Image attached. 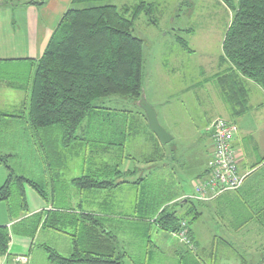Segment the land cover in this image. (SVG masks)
I'll return each mask as SVG.
<instances>
[{
    "label": "rangeland",
    "instance_id": "obj_1",
    "mask_svg": "<svg viewBox=\"0 0 264 264\" xmlns=\"http://www.w3.org/2000/svg\"><path fill=\"white\" fill-rule=\"evenodd\" d=\"M141 1L160 5L158 26L149 24L147 16L141 14L134 23L133 35L143 40V84L147 101L157 110L160 123L166 130L168 128L174 137V140L165 145H157L156 153L160 154L165 146V150L171 152L170 156L175 154V158L167 159L172 164L168 171H164L165 175L160 176L158 172L153 171L147 174L149 183L141 181L139 190L143 191L144 198L142 196L141 198L146 202L143 201V211L140 208L139 213L142 217L156 216V206H167L168 211H177V215L182 217L187 208L174 205L172 199L182 190L187 193L194 192L195 182L199 178H195L197 172L204 168L205 161L211 155V143L206 130L209 121L220 116L221 110L226 109L223 118L239 124L245 150L254 152L257 155V162L264 158V97L256 91L258 97L252 102V110L235 116L227 103L226 106H219L222 101L225 103L219 87L213 82L206 81L220 69L218 59L222 55V43L233 16V11L223 0H103L92 4H114L121 8L125 5H136ZM87 5L89 4H71L70 7ZM179 36L188 41L191 51L186 50L177 41ZM29 76L28 68L11 70L0 68V154H12L9 163L19 175L35 179L50 187L53 186L51 181L53 178L56 180V189L62 195L63 184H69V178L78 176L83 164H86L91 174L104 166L109 159L104 157L103 151L97 150L96 135L91 137L92 135L83 134L82 129L79 135L83 141L79 143H85L87 148L75 156L72 153L78 150L77 144L67 150L63 145V132L59 127L54 128L50 136L43 138L40 135L41 130L36 131L32 127L28 129L22 119L10 124L2 121V118L9 117L2 115L3 113L23 116L27 101L21 92H16L8 84L9 81L27 84ZM29 101L30 98L28 104ZM10 103H19L20 110H10L8 106ZM94 105L101 109L97 110L94 118L131 119L127 152H130V145L133 142L132 151H141L148 159L150 158L147 155L153 152V148L146 144L149 136L145 137V132L150 127H146L144 123L142 127L138 125V121L145 116L139 100L116 95L97 99ZM85 123L87 120L84 121L82 128H85ZM239 127L237 125L238 131ZM134 131L138 134L137 138L133 136ZM197 138L199 140L194 141ZM113 140L116 142L111 147L119 149L116 144L123 142L124 137L119 135ZM44 162L47 175L43 173ZM254 162L250 161L249 167ZM127 163L130 164L129 161ZM135 166L138 170L142 169V165ZM62 171L65 174L58 177ZM55 174L57 176H54ZM143 176L146 174L132 175L128 176L127 180H137ZM240 188L241 191H237L238 189L230 191L205 203L196 202L199 216L193 219V214L188 215L198 245L194 244L192 249L181 241L177 233L174 235L161 227L158 228L159 224L156 222L152 224L138 222L133 229H127L123 235L127 248L122 244L124 252H127L126 264H181L182 255H186L185 263L189 264L194 261L196 255H199L197 258L200 260L197 264H242L243 259L249 264H259L264 259V227L260 223L261 216H258L261 206L256 204V199L258 194H263L264 191V167L253 173ZM128 190V186L124 185L121 189L112 190L111 209L117 210L122 216L131 215L134 211L128 203L122 208L116 201L126 196L130 201ZM185 196L178 199H187ZM11 203L13 209L19 212L22 202L17 193L11 198ZM149 204L150 210L147 211ZM189 249L193 252H189ZM2 261L0 257V264H3ZM32 264L52 263L47 261L42 252H36Z\"/></svg>",
    "mask_w": 264,
    "mask_h": 264
},
{
    "label": "trees",
    "instance_id": "obj_2",
    "mask_svg": "<svg viewBox=\"0 0 264 264\" xmlns=\"http://www.w3.org/2000/svg\"><path fill=\"white\" fill-rule=\"evenodd\" d=\"M99 1L103 0H72V5H89L69 7L53 32L44 53L36 61L29 101L30 125L36 131L59 127L63 132V145L67 149L83 141L79 131L86 129L87 132L82 131L83 134L92 135L91 137L96 135L98 151L102 152L104 147L116 150L110 148L115 145L116 141L113 139L119 135L125 137L126 128L128 129L121 126L120 121L129 119L94 118L100 109L94 105V101L116 95L136 101L140 99L144 91V50L143 40L133 35L134 23L141 14L147 16L149 24L158 26L160 22L158 3L141 1L136 5H125L121 8L114 4H92ZM223 1L233 11V16L222 43L219 63L220 66L229 63L230 68L217 73L216 81L233 113L241 116L248 111L249 106L248 90L241 77L253 80L264 89V0H238L237 3L234 0ZM44 3V0L26 2L38 6ZM177 41L186 50L191 51L185 38L179 36ZM12 86L26 88L25 85L23 87L14 82ZM144 117L146 118V115ZM85 120L86 126L82 128ZM97 121L103 123H95ZM122 144L120 142L116 145L122 147ZM10 157L0 156V164L4 163L9 169L8 179L0 187V201H10L17 193L23 205H27V185L35 189L41 197L48 199L49 193L42 183L16 174L8 163ZM109 161L97 168L93 174L75 177L72 180L73 186L80 190H109L112 197V190L130 183L127 177L135 174V169L124 171L115 163V158ZM263 161L264 159L259 161L253 168L264 167ZM101 176L104 178H100ZM141 181L149 183L150 179L146 175L136 183ZM242 188L237 191H241ZM141 196L144 198L143 191L140 192L138 212L141 211L140 208L143 211L145 201ZM256 200V204L261 206L258 216H261L260 223L264 227V191L263 194H258ZM196 202L205 203L190 198L177 199L173 202L174 205L187 208L182 217L177 215V211H168L167 206H156V216L142 217L139 214L145 220L154 218V222L162 229L174 234L179 231L181 221L186 220L190 240L198 246L194 230L190 227L191 221L188 219L190 214H193V219L200 214ZM150 204L147 211L150 210ZM70 210L72 208H64L61 212L66 216ZM59 211L60 209L49 213L44 223L46 227L56 225L54 217ZM75 218L82 227L79 229L80 233L75 236L72 254L64 257L56 249L46 246L51 262L125 264L124 254L118 249L116 237L103 230L101 219L86 212H81ZM10 239L8 226L0 225V257L8 254ZM188 251L193 252L191 249ZM198 256L196 255V259L194 258L190 264L200 262ZM185 257L186 255H182L181 264H189L185 263ZM262 262L264 263V259ZM242 264L249 263L243 259Z\"/></svg>",
    "mask_w": 264,
    "mask_h": 264
},
{
    "label": "crops",
    "instance_id": "obj_3",
    "mask_svg": "<svg viewBox=\"0 0 264 264\" xmlns=\"http://www.w3.org/2000/svg\"><path fill=\"white\" fill-rule=\"evenodd\" d=\"M27 1L29 0H0V68L7 70L25 69V68L30 69V76L27 84H22L13 81L14 83H16V85L18 84L19 85L21 84L22 86L25 85L26 86L25 89L22 87H13L12 82L10 81L8 84V86L13 87V89L16 92H21L20 94H23L25 97V101H27L25 103V107L22 112L23 116L15 115V114L11 115L5 113L2 114L6 117L9 116L8 119L2 118L3 119L2 121H6L7 123L10 124L16 122L19 119H22L23 123L27 126V128L30 129L31 125L29 120L28 99L31 97V87L36 70V61L44 53L53 35V32L55 31V29L57 28V26L61 21L62 16L72 4V0H44L45 3L42 6L26 4ZM218 65H220L219 61H218ZM229 68H230L229 63L220 66V69L217 72H214L211 76H209L206 79V81L208 83L213 82V84L218 86L216 81V74L221 71H225L226 69ZM14 76L19 77L18 75H14ZM10 77L11 76H9V79ZM241 78L244 86L248 90V95H249L248 111H249L250 109L252 110V102H254L255 98L258 97L256 91L260 92L264 97V89L251 79L243 78V77ZM221 96L223 98L222 92H221ZM224 102L225 103H223L222 101V103L219 106L220 107L226 106L227 102L225 100ZM8 106L10 110L19 111L21 105L19 103H10ZM230 108H231V112L233 113V109L231 106ZM1 110L4 109L1 108ZM225 110L226 109H224V111L221 110L220 116L214 117L209 121V125L206 130L208 133L207 137L211 143L210 145L211 155L213 152V146H212L213 131L211 126L215 119L223 118L222 115L223 113H225ZM143 123L146 125V127L149 126L148 121L145 117L141 121H138V125L142 127ZM120 124L121 126L128 127V129L126 128L127 134H125L124 137L125 139L122 142L123 143L122 147L119 146V149H116L115 151L109 150V148L104 147L103 149L104 157L108 158L109 160L111 158H115V163L119 164L121 169H123L124 171L135 169V174H133L134 176L138 174L147 175L153 171L158 172V175L160 176L162 174L165 175L164 171H168L172 164V162H169L167 159L169 158L174 159L175 154L170 156L171 152L166 151L165 146H163V148L161 149L160 154L156 153L157 145L160 146L162 145L159 139L156 137V135L150 130L151 128H149V130H146L145 132L146 133L145 137L147 135L149 136V141L146 144H149L148 147L153 148V152L147 155L150 156V158L148 159L145 155H143L141 151L140 152H136L135 150L132 151L131 147L133 142L130 145V152H127L129 130L132 125V120L131 119L123 120L120 121ZM84 125H86V123ZM237 125L239 127V124ZM40 130H41L40 135L43 136V138L44 137L47 138L53 133L55 129H40ZM144 130L145 129L143 128V132ZM82 131L84 133L87 132L86 129ZM167 131L171 134V131L168 128ZM241 134L242 131L241 128L239 127L238 134L233 141V145L236 148V151L239 155V161H238L239 169L242 173L252 174L254 170L260 167L259 166L257 168H253V166L258 163L257 155L254 152L250 153L245 150L243 146L244 139ZM133 136L134 138H137L138 134L136 131H134ZM202 138L203 137H199V139ZM199 139L197 138L194 141H198ZM172 140H174V137ZM76 144L78 146L77 147L78 150L72 153L75 156H77L79 153H83V151L87 148L85 143L77 142ZM44 151L45 153H47L45 148ZM5 155H10L11 156L10 159L13 157L12 154H3V153L0 154V156H5ZM211 155H209L208 159L205 161L204 168L197 172V176L195 177L196 179L198 177L203 176L207 172L208 162ZM160 158L161 160H159ZM127 161L130 162L129 165ZM250 161H255V162L252 163V165L249 167ZM51 165L53 166V163H51ZM135 165H142V169L138 170ZM10 166L14 169L12 165ZM133 166L135 167L133 168ZM89 170L90 169L86 166V164H83L81 166L80 174L78 176H72V178H69L68 180L69 184H63L64 193L62 195L56 189L57 187L56 180H53V178H51L53 186L52 187L45 186L47 192L49 193L48 199H44L36 192L35 189L27 185L26 186L27 205H23L22 203V207L20 208L19 212L13 209L12 203L10 202L11 199L10 201H0V225L8 226L11 237L8 254L2 257L3 264H15L14 257L17 255H26L28 257L27 262H21L20 264H32L36 252H42V254L46 256L47 261L50 263L51 261L48 257V251L46 249V246H50L56 249L64 257H69L73 252L74 239H76L75 236L76 234L80 233L79 229L82 227V224L81 223L78 224L75 218V216L80 215L81 212L95 214L99 219L102 220L103 230L107 233H111L116 237L118 249L121 253L124 254L123 260L126 264L127 252H124L122 246V244L126 245L123 239L124 232H126L127 229H133L135 227L134 225H136L138 222H139L138 224L144 221L146 223L149 222L150 224H152L155 221L154 218L146 219V220L141 218L138 212V206L140 203L139 189H141V185H140L141 182L136 183V181L141 179L142 177L138 178L137 180H131V181L129 180L130 183L123 184L124 186H128L129 189L128 193L130 192L129 196L131 197V200L129 201L126 196V198L121 197L119 199H116V201L119 204V207L122 208L124 207L125 204L128 203L129 206H132L134 208V211L133 214L131 215L122 216V214L118 213L117 210L112 211L111 209L112 197L109 190H103V191L80 190L73 186L72 180L75 177H79L84 174H90ZM43 173L44 175H47L45 162L43 163ZM8 174H9V169L4 163H1L0 187L6 183L8 179ZM63 174L65 173H63L62 171V173L58 174V177H63ZM54 176H57V174H55ZM248 178H246L245 183L248 180ZM123 185L119 186L117 189L123 188ZM138 185H140V188L138 187ZM131 190L133 191L131 192ZM227 192L229 193L230 191ZM187 194L189 193H187L186 191L183 190L180 191L178 194H176L173 202L178 198H181L182 196ZM10 206H11V210H10ZM64 208L67 209L72 208V210L68 212V215L63 216L61 210ZM59 209H60V211L58 212L59 214L54 217V222H56V225L53 227H46L44 223L47 217L49 216V213L53 211H58ZM127 222H131V223L134 222V224L131 225ZM157 226L158 228H160L159 225ZM178 253L181 254V251H178ZM51 263L55 264L53 262Z\"/></svg>",
    "mask_w": 264,
    "mask_h": 264
},
{
    "label": "built area",
    "instance_id": "obj_4",
    "mask_svg": "<svg viewBox=\"0 0 264 264\" xmlns=\"http://www.w3.org/2000/svg\"><path fill=\"white\" fill-rule=\"evenodd\" d=\"M213 152L208 162L207 172L195 182L193 193L185 197L196 201L208 202L227 191L239 189L247 176L239 169V155L233 145L238 132L237 125L225 118H217L212 123ZM178 237L191 249L194 243L189 237V228L186 220L181 221L177 232ZM26 255L14 257V263L27 262Z\"/></svg>",
    "mask_w": 264,
    "mask_h": 264
},
{
    "label": "water",
    "instance_id": "obj_5",
    "mask_svg": "<svg viewBox=\"0 0 264 264\" xmlns=\"http://www.w3.org/2000/svg\"><path fill=\"white\" fill-rule=\"evenodd\" d=\"M139 104L144 109L148 124L160 143L165 145L171 142L173 136L160 123L157 110L147 101L144 91L139 99Z\"/></svg>",
    "mask_w": 264,
    "mask_h": 264
}]
</instances>
